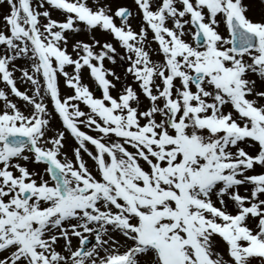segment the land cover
<instances>
[{
  "label": "snow or ice",
  "instance_id": "snow-or-ice-1",
  "mask_svg": "<svg viewBox=\"0 0 264 264\" xmlns=\"http://www.w3.org/2000/svg\"><path fill=\"white\" fill-rule=\"evenodd\" d=\"M4 2L0 264H264V15Z\"/></svg>",
  "mask_w": 264,
  "mask_h": 264
},
{
  "label": "rangeland",
  "instance_id": "rangeland-1",
  "mask_svg": "<svg viewBox=\"0 0 264 264\" xmlns=\"http://www.w3.org/2000/svg\"><path fill=\"white\" fill-rule=\"evenodd\" d=\"M119 2L121 4L127 6V7L132 8V2H133L132 0H119ZM244 3L246 5H248V7H249L248 15L250 17L258 19L261 15H264V0H244ZM7 8H8V6L4 2V0H0V15L6 14ZM52 15L54 17H57V18L59 17L58 12H53ZM81 38H83V37H81ZM149 38H150V36H149ZM105 63H106V66H109L107 61ZM86 82H89V81H86ZM25 87L26 86H22L23 89ZM16 102L18 103L19 106L23 107V105L20 104V102H22V101H16ZM51 124L54 128H57V126H58L57 125V119L55 117L52 119ZM66 144L68 147H71L73 145V141L71 140V138L67 139ZM241 191H243V190H241Z\"/></svg>",
  "mask_w": 264,
  "mask_h": 264
}]
</instances>
